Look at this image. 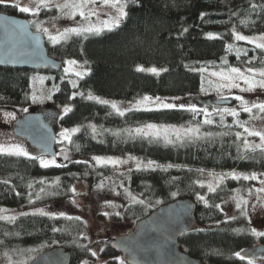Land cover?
Here are the masks:
<instances>
[{
  "label": "trees",
  "instance_id": "16d2710c",
  "mask_svg": "<svg viewBox=\"0 0 264 264\" xmlns=\"http://www.w3.org/2000/svg\"><path fill=\"white\" fill-rule=\"evenodd\" d=\"M240 9L238 17L233 18V13ZM0 13L26 18L6 1L0 3ZM127 13L120 27L112 31L87 34V38L73 36L55 46L47 42L50 55L56 59L85 63L89 73L84 78H71L62 70L0 68V109L35 107L31 97L47 78L50 98L43 97L45 109L41 113L46 122L51 124L50 118H57L62 126L80 129L72 136L68 158L57 162L62 167L43 168L38 160L0 155V207L27 208L55 203L69 214L76 196L70 189L80 183L106 194L115 189L112 182L115 170L109 165L97 164L94 156L140 157L161 166L132 170L124 177L128 181L123 180L125 188H120L127 189L143 203H130L121 209V217L113 216L110 220L135 225L161 205L177 199H192L197 204V225L180 240L181 249L202 264H245L244 258L256 247L264 248V235H254L245 216L229 219L220 207L224 198L243 182L228 180L215 192H209L199 183L202 173L209 170L264 173V153L244 152L241 140L236 139V133L242 128L237 127L235 118L228 117L226 123L224 118L221 124L219 116H215L211 118L212 124H204L203 114L188 110L192 105L129 111L121 116L108 105L88 100L86 96L91 93L123 101L145 96L195 99L215 87L201 68H264V53L233 39V32L244 36L264 35V0H128ZM45 14L42 16L47 17ZM217 31H227L228 35L208 37V33ZM229 44L234 46L231 51L227 50ZM236 49L246 51L247 56L242 52L237 59ZM250 58L251 65L246 63ZM138 67L161 69V72H140ZM70 80L76 81V88ZM53 85L59 90L54 91ZM74 93L75 98L71 99ZM66 105L72 109L67 114L63 112ZM193 105L200 109L199 104ZM151 123L196 126L204 134L183 144L166 143L162 137L156 139L134 132L129 136L128 130ZM92 125L97 129L95 136ZM31 150L32 156L42 152L33 147ZM241 155L248 158L241 159ZM57 179L59 185L54 183ZM41 180L45 181L44 185L39 183ZM101 184L103 187L99 188ZM41 187L45 188L43 193ZM199 196L208 204L199 200ZM33 213L21 215L14 222L0 219V254L20 256L38 246L46 247V251L64 247L72 255L71 264L123 262L109 244L97 257L90 255L87 249L97 250L87 238L86 223L82 219L77 220L73 215L54 217ZM237 252L243 259L235 255Z\"/></svg>",
  "mask_w": 264,
  "mask_h": 264
},
{
  "label": "rangeland",
  "instance_id": "374dc122",
  "mask_svg": "<svg viewBox=\"0 0 264 264\" xmlns=\"http://www.w3.org/2000/svg\"><path fill=\"white\" fill-rule=\"evenodd\" d=\"M8 3H11L14 5L15 0H5ZM23 2V0H22ZM99 7V5H97ZM125 11L127 12V6L125 8ZM101 12H111V9L109 8H103L101 9ZM46 13L47 17H43L42 14ZM26 18L31 22L32 29L34 31L36 30V25L33 23V21H40L43 26L48 27L50 32H54L55 28L63 29L65 27H76L78 24L83 23H92L98 27H101L103 29V21L108 20L109 16L101 14L99 17H92V20L90 22L81 21L80 17L77 16L75 18V21L70 18H65L63 13L58 11L56 8H49V9H42L39 16H32L31 14H26ZM123 22V21H122ZM121 22V23H122ZM120 23V24H121ZM54 25V27H53ZM107 29H103L102 31H105ZM101 31V32H102ZM43 33V32H42ZM44 34V33H43ZM45 35V34H44ZM242 35V34H241ZM262 36V35H260ZM47 42L50 45H53L49 42L47 35H45ZM249 38H255L259 36H246ZM233 39L235 40L234 36ZM236 41V40H235ZM241 43L249 44L254 46L253 44L247 43L246 41H239ZM69 60V59H67ZM75 60V59H72ZM66 61V60H65ZM64 63V67L62 69L63 74L65 75L64 69L68 67V65ZM77 61V66H75V70L77 71H85L87 74L89 73V69L87 65L83 62ZM145 71L148 73H152L148 71L146 67H143ZM229 68V67H228ZM228 68H205V75L208 77V79L215 84V87L211 88L210 90H206L202 92L198 97L195 99H187L184 97H159L161 101L165 103H172L176 105H193V104H199V108L201 110H206L209 114L207 117L203 114L204 120L206 118L211 119L215 116H219L220 119V113L216 110L219 108H236L237 111H239V117L244 121H248V127L255 128L256 130L264 131V113H259L258 110H253V113L250 115L248 113L243 112L240 110L239 101H236L234 99L235 96H242L245 100H248L250 103L252 102H264V89L257 88L254 91H245L241 92L239 88H231L230 90L228 88H221L219 89V92L217 91L216 85L219 83H224L223 81H220L219 77L211 76L210 74L212 72H220V71H227ZM245 68H241L243 71ZM161 72V69L158 70V73ZM86 74V75H87ZM154 74V73H153ZM157 74V73H155ZM84 75L83 78L86 76ZM74 79H81L76 77L75 75H67ZM47 79V78H45ZM45 79H43L40 84L37 86L36 92H34L37 95V100L33 102L32 105H35L33 108H29L28 106H20L16 109L12 110H6V109H0V143H19L22 144L23 147L32 155L31 146L27 143L25 139H19L15 137L13 133V125L19 118V116L27 114L29 111L31 112H37V113H43L45 106H43V97H41L40 92L43 90L45 93L49 94V90H47V85L45 82ZM240 88H245L246 85L242 81H238ZM220 95L227 96L228 99H233L234 102L231 105H224V106H216L214 105L211 100L212 99H220ZM102 98V97H100ZM152 100L148 101L147 103H144L140 106L139 110L133 109L131 111H152V110H161L164 109L162 107H158L159 101L156 103H153L155 101L156 97H151ZM104 100H108L110 102H115L119 107L122 109H128L129 107L135 105L138 101H141L143 98H139L136 100H110L106 98H102ZM24 109H27V111H24ZM30 112V113H31ZM129 112V111H125ZM6 113H13L15 115V119H11L10 117H7ZM255 116V119L252 117ZM232 117L230 115H224L225 123L227 122V118ZM236 120V118H235ZM50 122L53 127H55L57 132V154L54 157L57 162H64L65 161V155L68 153V149L71 145L68 141H64L61 143V137L60 133L64 129H71L65 126H62L57 118L53 119L50 118ZM154 124V123H151ZM148 125V124H147ZM157 126L158 129H161L160 136L163 137L164 132L162 131L163 128H167L168 136L171 140L175 142V134L174 130L179 129L183 131L184 129L189 128H197L196 126H178V125H166V124H154ZM144 128L145 132L152 133L154 130H149L145 128V125L140 127ZM199 128V127H198ZM240 133L242 134V137H247L250 143L252 144H259L260 140L259 137H249L246 133H244L243 128L240 130ZM204 134V130L199 128V135L202 136ZM75 135V134H74ZM153 136V135H152ZM241 144L243 146V138L240 139ZM62 149L64 150L62 152ZM259 150V149H257ZM68 157V156H67ZM94 157H103V158H113L118 160L127 161V163L118 165V166H112L113 169L116 172L115 178L112 180V182L115 185L114 191L106 194L103 192H97L95 189H92L91 186L88 184L80 183L76 186L77 193L75 196V199L77 203H73V210L68 214L67 211L60 208L57 204H43V205H32L30 207L24 208V207H0V209L5 210L4 212H0V215L4 216H15L16 218L24 215V213L29 212H35L38 213V210L43 209L45 212H48L49 216L54 217H60V216H66V215H73L75 217H79L86 223L87 227V238L89 239L90 243L94 246H96L97 254L103 250V248L110 244V242L123 234V232H126V234L135 226L134 224H130L127 222L122 223H113L110 218L113 216L121 217V211L123 208H125L130 203H134L133 200L130 199L128 193H130L128 190L127 192L125 190H122L120 186H123L125 188V185L123 184V180L125 183L128 181V178H125L128 173H130L132 170H136V162L142 161L144 165L147 164V160L140 158V157H133L135 159H129L131 156H116V155H96ZM47 158L51 159L47 156ZM101 165V164H100ZM161 166L160 163L155 162L152 168H156ZM141 169H148L145 167H141ZM236 172L237 174L241 175L240 179H232L231 177H228L223 180L222 184L216 189V191L228 180H236V181H242L243 185L240 184L237 187L234 188V190L224 198L222 201L220 207L226 214L227 218L231 219L232 217L236 216H244L241 215L240 210L237 209L235 201L233 200V197L239 195L242 196L244 199L249 201L248 205V215L245 216L250 224H251V232L255 229L257 233H264V193H260L261 196V202L257 204L256 200V193L255 189L261 187L259 180L264 179V176H261V173H255L259 179L258 180H244L242 178L243 175H250L251 172H243V171H237V170H209L204 171L201 175V178L199 180L200 184H203L204 187L208 190L207 185L208 183L213 179V177L210 174H224V173H231ZM251 191V194L249 190ZM132 194V193H131ZM133 195V194H132ZM257 204V207L255 210H252V205ZM122 209V210H121ZM63 213V215H60ZM105 213H108L109 215H105ZM7 220V219H2ZM261 235H257V237H260ZM262 246V245H261ZM260 246V247H261ZM47 248L43 246H38L35 248H32V250L26 254L18 255H5L0 254V264H9V261H11V264H29L31 261H33L35 258H37L40 254H42L44 251H46ZM246 263L249 264H264V252L261 251V248L256 247L254 252L250 255H248L246 258H244Z\"/></svg>",
  "mask_w": 264,
  "mask_h": 264
},
{
  "label": "snow or ice",
  "instance_id": "6c2138e0",
  "mask_svg": "<svg viewBox=\"0 0 264 264\" xmlns=\"http://www.w3.org/2000/svg\"><path fill=\"white\" fill-rule=\"evenodd\" d=\"M5 0H0V3H4ZM128 0H15L14 7L18 9L20 13H26L31 14L32 16L36 17L39 16L42 9H49V8H56L58 11L63 13L65 18H70L75 21V18L77 16L80 17L81 21L90 22L92 20V17H99L101 14L109 16L108 20H104L103 23V29H107L108 31H112L115 28L120 27V23L127 17L128 13L125 11V8L127 6ZM99 5V7H97ZM253 7H255L253 5ZM103 8H109L111 9V12H101V9ZM203 13L201 14V18H203ZM33 23L36 25V30L38 32H43L45 35H47L48 40L51 44L59 45L61 43H66L71 37L76 36H84L87 38V34H99L103 29L101 27H98L92 23H83L78 24L76 27H65L63 29L55 28L54 32H50L48 27L43 26V24L40 21H33ZM54 27V25H53ZM187 31V29H185ZM209 38H218L217 34L214 33H208L207 34ZM233 36L236 41H246L247 43L253 44L256 49H259L261 53H264V35L255 37V38H249L244 35H241L237 32H233ZM233 45L229 44L227 46V50L231 51L233 50ZM243 52V55L247 56V52L243 51L241 49H236L237 59L240 58L241 53ZM65 63L68 65L64 69L65 75H75L78 78H83L84 75L87 74L85 71H77L75 70V66H77L76 60H66ZM227 63V61H225ZM249 65L252 64V58H250L248 61H246ZM137 71L143 72L145 69L143 67H138ZM148 71L152 73H157L158 70L156 68L148 69ZM163 71H166V69H163ZM201 72L205 71V69L201 68ZM214 77H219L220 81H223L224 83H219L216 85L217 91L219 92V89L221 88H228L229 90L231 88H239L241 92L245 91H254L257 88L264 89V68L257 69L255 67H247L243 71L239 67H229L227 71H220V72H212L210 74ZM238 81H242L244 85H246L245 88H240V85ZM69 83L72 84L73 88L77 87L76 81L70 80ZM211 84V81L209 82ZM53 90H59L55 85H53ZM203 90V87H202ZM41 97H47L50 98V94L45 93L43 90L40 92ZM75 93L73 94L71 99L75 98ZM80 95H84L83 93H80ZM86 98L88 100H94L96 103L108 105L111 107L118 115L123 116L125 114V111H131L133 109L139 110L140 106L144 103H147L148 101L152 100L151 97L145 96L141 101H138L135 105L129 107L128 109H122L117 105L115 102H110L108 100H104L100 97L93 96L91 93H88ZM31 99L35 102L37 100V95L34 93L31 97ZM220 99L227 100L228 97L224 95H220ZM234 99L236 101H239V107L240 110H242L245 113L252 114L253 110H258L259 113H264V102H252L250 103L248 100H245L242 96H235ZM159 101L158 107H162L164 109H174L177 107H183V105H176L172 103H165L160 100L159 97L155 98V101L153 103H156ZM70 106H65L63 108V112L65 114L69 113L71 111ZM189 111L193 112L194 114H200L201 112L207 117L209 114L206 110L197 109L194 105L190 106ZM220 113V122L223 124L224 122V115H230L234 118L239 117V111H237L236 108H217L216 109ZM24 111H27V109H24ZM7 117H10L11 119H15V115L13 113H6ZM255 119V116L252 117ZM239 128H243L244 133L247 134L249 137H259L260 143L259 144H252L249 142L247 137H242V134L240 132L236 133V139L240 140L243 138V148L244 152H255L257 149H259L262 153H264V131L256 130L255 128L248 127V121H240L239 119H236L234 121ZM204 124H212L213 121L211 119L206 118L203 121ZM145 128L149 130H154L152 133L145 132L144 128H136L134 130H128L129 136L133 134V132L136 135L141 136H148L153 135L156 139H160V132L161 129H158L156 125L154 124H148L145 125ZM91 130L93 135L97 134V129L94 125L91 126ZM80 129L78 127L71 128V129H64L60 133L61 143L64 141H68L69 143L72 142V136L76 133H78ZM162 131L164 132L163 139L166 143H174L173 140H171L168 136V129L163 128ZM115 135H118L117 133H114ZM176 141H179L181 144H183L186 140L192 141L195 139H199V128H189L184 129L183 131L176 129L174 130ZM210 135V134H209ZM64 150L62 149V152ZM238 152H239V146H238ZM0 155H7V156H15V157H25L31 160H38L39 164L43 168H49V167H62V165L57 164L55 158H46L45 153L42 151L39 156H32L30 153L23 147L22 144L19 143H0ZM67 155H65V159H67ZM239 158L241 159H247L248 157L246 155H241ZM93 159L96 161L97 164L101 165H112V166H118L124 163H127V161L113 159L111 157L109 158H103V157H93ZM129 159H135L133 157H129ZM155 164L154 161H148L146 165L143 164L142 161L136 162V168L139 170L141 167L145 168H152ZM167 167H172V165H168ZM203 171V170H200ZM213 179L208 183L207 188L209 192H215L216 189L222 184L223 180L231 177L232 179H240L241 175L237 174L236 172L231 173H224L220 175L216 174H210ZM261 176H264V173H261ZM242 178L244 180H258L259 177L252 173L250 175H243ZM260 184L262 185L259 188L255 189L256 200L257 204L261 202V196L260 193H264V179L259 180ZM7 183V181H5ZM41 185L45 184V181L41 180L39 181ZM56 185H59L60 181L57 179L54 182ZM31 187V185H29ZM99 188L103 187V184L98 186ZM201 187H204L203 184H201ZM45 191L44 187L40 188V192L43 193ZM70 191L72 192L73 196L76 195L77 189L75 187L71 188ZM127 192V189L125 190ZM251 189L249 190L251 194ZM131 200H133L136 203H143V201H138L136 196L132 195L131 193H128ZM31 196V194H30ZM39 194H37V199H39ZM199 200L203 201L206 205L208 204V201L205 200L203 196L198 197ZM233 200L235 201L237 209L240 210L241 215L247 216L248 215V205L249 201L244 199L242 196H235L233 197ZM30 202H32L30 200ZM73 203H77L75 199L72 200ZM257 204L252 205V210H255L257 207ZM215 207H219V205H214ZM5 210L0 209V212H4ZM37 214V213H33ZM39 215H50L48 212H45L43 209L38 210ZM24 215H27V213H24ZM60 215H63L61 213ZM105 215H109L108 213H105ZM0 219H7L9 222H14L16 217L15 216H4L0 215ZM75 219H79V217H76ZM232 219H235V217H232ZM254 235H264V233H257L255 229L252 230ZM88 252H90V255L92 257H97V252L92 251L90 249H87ZM7 255V254H5ZM237 257H240V259H243V257L240 255L239 252L235 254ZM9 264H11V261H9ZM83 264H88V261H83ZM123 264V262H121ZM251 264V262H249Z\"/></svg>",
  "mask_w": 264,
  "mask_h": 264
},
{
  "label": "water",
  "instance_id": "95a60500",
  "mask_svg": "<svg viewBox=\"0 0 264 264\" xmlns=\"http://www.w3.org/2000/svg\"><path fill=\"white\" fill-rule=\"evenodd\" d=\"M241 9L233 13L237 18ZM219 36L227 31L212 32ZM64 63L51 56L42 32L34 31L28 19L0 13V68L59 72ZM216 106L231 105L232 100H214ZM19 139L49 157L57 154V132L41 113L19 116L13 125ZM197 204L192 199H177L161 205L137 222L125 235L114 238L109 246L126 264H202L181 249L180 240L197 225ZM264 252L263 250H261ZM72 255L55 247L29 264H71Z\"/></svg>",
  "mask_w": 264,
  "mask_h": 264
},
{
  "label": "flooded vegetation",
  "instance_id": "af4514ba",
  "mask_svg": "<svg viewBox=\"0 0 264 264\" xmlns=\"http://www.w3.org/2000/svg\"><path fill=\"white\" fill-rule=\"evenodd\" d=\"M47 40V39H46ZM214 100H216V99H214ZM214 100H212L211 102H213ZM261 250H263L264 251V248H261Z\"/></svg>",
  "mask_w": 264,
  "mask_h": 264
},
{
  "label": "bare ground",
  "instance_id": "6f19581e",
  "mask_svg": "<svg viewBox=\"0 0 264 264\" xmlns=\"http://www.w3.org/2000/svg\"><path fill=\"white\" fill-rule=\"evenodd\" d=\"M22 116V115H21ZM47 155V154H46ZM48 156V155H47ZM49 157V156H48ZM50 158H54V157H50Z\"/></svg>",
  "mask_w": 264,
  "mask_h": 264
}]
</instances>
